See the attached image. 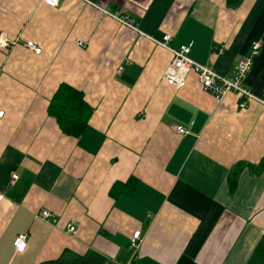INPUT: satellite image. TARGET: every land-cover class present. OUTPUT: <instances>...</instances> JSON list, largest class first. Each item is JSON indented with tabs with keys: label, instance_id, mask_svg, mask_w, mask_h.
<instances>
[{
	"label": "crops",
	"instance_id": "1",
	"mask_svg": "<svg viewBox=\"0 0 264 264\" xmlns=\"http://www.w3.org/2000/svg\"><path fill=\"white\" fill-rule=\"evenodd\" d=\"M0 35V264H264V0H0ZM166 36L227 77L260 43L245 84L263 103L169 82ZM64 84L91 109L77 138L49 114Z\"/></svg>",
	"mask_w": 264,
	"mask_h": 264
},
{
	"label": "built area",
	"instance_id": "2",
	"mask_svg": "<svg viewBox=\"0 0 264 264\" xmlns=\"http://www.w3.org/2000/svg\"><path fill=\"white\" fill-rule=\"evenodd\" d=\"M41 2L50 8H56L58 7L60 0H41ZM105 14L115 19L121 25H124L128 28H131L139 32L138 24L136 23V20L130 18L124 12L118 11L115 13H110L108 11H105ZM171 40H172L171 36H166L164 43H160V46L169 50L173 56L172 62L165 73V78L169 82L180 87L183 85L186 76L193 72L198 76L204 92L210 94L217 101H221L228 94H235L247 101L255 100L262 102L258 97L252 94L251 90L245 84L246 78L252 69L254 57L259 54L261 48L260 43H255L253 45L251 54L239 60V62L234 68L233 76L227 77L224 75H220L212 71L208 67L193 61L189 57L192 48L191 44L181 46L177 49H171L169 47V43ZM78 46L81 48H85V45L80 42H78ZM10 47L11 44L9 43V41L6 38H4L3 35H0V48L9 49ZM25 48H27L30 51H33L36 55H40L42 53V49L38 47L34 42H27L25 44ZM239 107L242 109L246 108V102L240 103ZM4 115L5 112L0 111V119L4 118ZM176 132L181 136L187 134L186 128L182 126H178L176 128ZM17 179L18 176L16 175L13 176L12 184H14L15 181H17ZM0 201H1V197H0ZM41 217L44 219H49L50 217H52V214L48 211H43ZM69 231L71 233H74L75 228L71 227ZM141 242H142V232L137 231L132 235L130 240L131 250L133 251L138 250ZM14 247L16 252L18 253L25 252L27 248V236L26 235L17 236L16 239L14 240Z\"/></svg>",
	"mask_w": 264,
	"mask_h": 264
},
{
	"label": "trees",
	"instance_id": "3",
	"mask_svg": "<svg viewBox=\"0 0 264 264\" xmlns=\"http://www.w3.org/2000/svg\"><path fill=\"white\" fill-rule=\"evenodd\" d=\"M49 114L53 117L63 133L79 137L86 129L91 114L83 93L69 85H61L50 101ZM262 248L259 251L263 252ZM264 253V252H263ZM40 264H115L93 251L77 255L70 251L64 252L58 259Z\"/></svg>",
	"mask_w": 264,
	"mask_h": 264
}]
</instances>
